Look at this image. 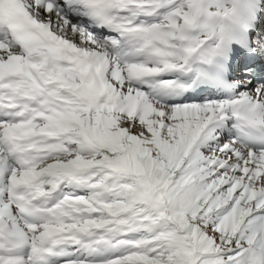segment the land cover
Here are the masks:
<instances>
[{"label":"snow or ice","instance_id":"obj_1","mask_svg":"<svg viewBox=\"0 0 264 264\" xmlns=\"http://www.w3.org/2000/svg\"><path fill=\"white\" fill-rule=\"evenodd\" d=\"M0 264H264V0H0Z\"/></svg>","mask_w":264,"mask_h":264}]
</instances>
